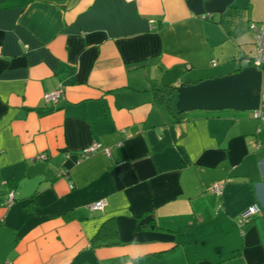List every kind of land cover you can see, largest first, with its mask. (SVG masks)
<instances>
[{"label": "crops", "instance_id": "crops-1", "mask_svg": "<svg viewBox=\"0 0 264 264\" xmlns=\"http://www.w3.org/2000/svg\"><path fill=\"white\" fill-rule=\"evenodd\" d=\"M262 22L264 0H0V264H264V125L154 96L243 70Z\"/></svg>", "mask_w": 264, "mask_h": 264}, {"label": "water", "instance_id": "water-1", "mask_svg": "<svg viewBox=\"0 0 264 264\" xmlns=\"http://www.w3.org/2000/svg\"><path fill=\"white\" fill-rule=\"evenodd\" d=\"M263 81L264 73L249 67L230 76L182 85L177 107L181 113L226 109L251 112L260 106Z\"/></svg>", "mask_w": 264, "mask_h": 264}, {"label": "built area", "instance_id": "built-area-1", "mask_svg": "<svg viewBox=\"0 0 264 264\" xmlns=\"http://www.w3.org/2000/svg\"><path fill=\"white\" fill-rule=\"evenodd\" d=\"M209 15L205 16L208 17ZM252 29L255 34V56L254 57H244L241 59V65L244 68L254 67L258 70L264 72V22L258 24H252ZM0 56H2V48L0 47ZM216 61L212 62V65L216 66ZM65 95V87L60 86L58 89L51 93L45 94V100L47 102L57 103L60 99H62ZM252 118L259 121L261 125H264V81L261 92V102L260 106L257 110L252 111ZM258 146L260 145L257 141ZM99 151H102L107 156L111 155V148L105 147L102 143H95L84 150L79 154V161L89 158L92 154H95ZM211 192L220 194L222 190V184L216 183L213 184L210 188ZM15 202L14 192L9 194V198L7 201V205L11 206ZM107 202L105 200H101L91 204L89 209L92 211H104ZM262 211V208L259 204L251 205L240 217L238 223L240 226H245L249 222L252 221L254 217L259 215Z\"/></svg>", "mask_w": 264, "mask_h": 264}, {"label": "trees", "instance_id": "trees-1", "mask_svg": "<svg viewBox=\"0 0 264 264\" xmlns=\"http://www.w3.org/2000/svg\"><path fill=\"white\" fill-rule=\"evenodd\" d=\"M241 71V70H240ZM199 82L191 83V84H185V86L193 85ZM180 86L173 84V83H166L162 86L156 88L154 90V96L157 102L164 107L169 114H171L175 119L180 120L181 117L184 115V113H181L178 110L177 102H178V88ZM13 186V188L16 187L15 182H8Z\"/></svg>", "mask_w": 264, "mask_h": 264}, {"label": "rangeland", "instance_id": "rangeland-1", "mask_svg": "<svg viewBox=\"0 0 264 264\" xmlns=\"http://www.w3.org/2000/svg\"><path fill=\"white\" fill-rule=\"evenodd\" d=\"M245 113H248V114L251 113L252 114V111L251 112L250 111H246Z\"/></svg>", "mask_w": 264, "mask_h": 264}, {"label": "bare ground", "instance_id": "bare-ground-1", "mask_svg": "<svg viewBox=\"0 0 264 264\" xmlns=\"http://www.w3.org/2000/svg\"><path fill=\"white\" fill-rule=\"evenodd\" d=\"M261 71V70H260ZM263 72V71H262ZM264 73V72H263Z\"/></svg>", "mask_w": 264, "mask_h": 264}]
</instances>
